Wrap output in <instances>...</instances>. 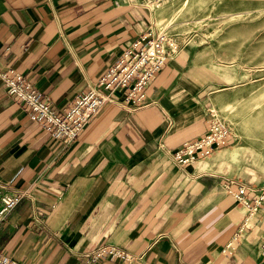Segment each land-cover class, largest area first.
<instances>
[{"label":"crops","instance_id":"0c3cea01","mask_svg":"<svg viewBox=\"0 0 264 264\" xmlns=\"http://www.w3.org/2000/svg\"><path fill=\"white\" fill-rule=\"evenodd\" d=\"M156 22L126 0H0V72L21 74L61 111ZM178 45L144 106L123 107L115 94L69 143L31 123L0 80V190L24 194L0 223L4 255L78 264L112 245L133 261L102 264H264V206L225 250L247 210L228 192L237 183L221 150L187 166L173 158L212 118L204 53Z\"/></svg>","mask_w":264,"mask_h":264},{"label":"rangeland","instance_id":"374dc122","mask_svg":"<svg viewBox=\"0 0 264 264\" xmlns=\"http://www.w3.org/2000/svg\"><path fill=\"white\" fill-rule=\"evenodd\" d=\"M156 12V32L204 53L211 114L228 133L223 174L264 186V0H170Z\"/></svg>","mask_w":264,"mask_h":264},{"label":"built area","instance_id":"2783aa9c","mask_svg":"<svg viewBox=\"0 0 264 264\" xmlns=\"http://www.w3.org/2000/svg\"><path fill=\"white\" fill-rule=\"evenodd\" d=\"M170 0H126L132 7L156 11ZM179 50L177 41L164 32H156L151 28L133 42L110 66L107 71L79 94L61 110L56 111L47 97H42L30 81L21 74L9 69L0 72V80L6 95L21 104L28 120L40 129L65 142H73L91 122L101 109L113 101V96L122 97L123 107L136 109L144 106L146 88L156 73L168 59ZM228 141L226 129L212 115L207 131L197 139L186 143L174 155V160L181 166L205 158L215 150L225 146ZM228 192L237 203L247 210L237 231L226 244L225 250L232 249L251 229L253 220L264 206V186L249 188L236 184L234 191ZM252 196V200H250ZM23 193H10L0 190V223L23 199ZM259 250L264 261V234ZM134 257L129 252L112 245H103L84 254L78 264H102L105 260L129 263ZM0 264H21L4 255L0 250ZM183 264V263H179Z\"/></svg>","mask_w":264,"mask_h":264}]
</instances>
